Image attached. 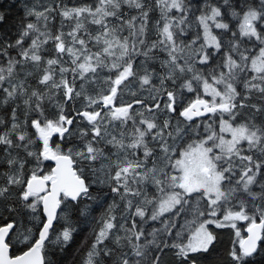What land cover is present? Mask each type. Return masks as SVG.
Listing matches in <instances>:
<instances>
[{
	"label": "snow or ice",
	"instance_id": "obj_1",
	"mask_svg": "<svg viewBox=\"0 0 264 264\" xmlns=\"http://www.w3.org/2000/svg\"><path fill=\"white\" fill-rule=\"evenodd\" d=\"M225 3H228V0H225ZM124 4L140 10L139 28L135 27L136 17H132L129 20L124 19L122 11ZM156 5L161 7V11L165 16L167 11L172 9L180 12L182 14L180 23H183V13L187 10L184 0H156ZM244 7L247 10L243 11L239 35L250 39L254 37L255 40L260 42L262 46L259 47L258 55L249 56L240 53L238 62L233 58L231 52H239V43L236 40H231L229 41V53L225 54L222 62L209 72L208 77L202 76L191 65L193 59L201 65H209L210 60L221 52L222 43L216 35H212L208 22L211 21L216 29L225 31L229 30V24L218 19L221 17V12L217 7L209 8L210 15L205 13L200 16V23L204 27L205 43L195 52L194 57H189L185 60L184 65L177 63L180 59L177 56V52L183 49L177 45L174 32L170 30L171 25L168 22L164 23L161 33L164 39L147 44L145 39L141 38L145 34V25L149 15V9L143 0H98L94 7L65 8L62 10L61 15L65 18L76 19L75 29L68 33L72 43L70 47L66 46L62 32L51 37L47 32H41L37 24L32 22L21 24L19 37L14 43L11 41L0 43V57L6 56L8 58L7 67H0V91L4 93L2 102L8 104L11 100L25 96L24 104L27 106V112L38 114L37 118L31 119L30 124L36 129L38 139L42 141V149L32 151L29 150V146L35 144V141L31 140L24 132L14 135L17 129L20 128V124L17 110L13 108L11 128L0 135V146H3L4 151L7 153L6 163L14 171L7 174L6 184L0 186V201L6 200L11 195L12 187L16 186L19 189L16 200L33 214L32 219L36 221L38 238L32 239L35 233L30 228L19 232L18 229L22 225L13 216L16 209L9 205H4L3 208H0V264H44L41 252L44 249L45 241L49 238L54 221L60 218L61 213L69 207L70 202H79L92 198L90 192L92 185L86 182V178L83 176V169H80L78 174V170L73 168L72 149H69L68 154H64L60 150L59 145H57L55 150L50 146V140L54 134H58L61 139H66L65 134L68 136L73 135L68 126L74 123V119L63 114V110H61L58 119H47L44 117L42 104L40 103L43 99L42 95L37 91H32L29 95L24 89L23 83L18 85L11 83V78L18 65L28 61L34 63L42 61L39 49L42 44L47 43L48 39L55 41V49L58 54L67 53L71 57L73 67L69 69L61 66L60 83H56L53 79L51 67L45 69L40 83L49 87L62 88L67 100H72L80 96L81 93L74 90L72 86L74 79L72 83H69L64 78V73L71 71L74 77L79 76L81 79H85L86 74L95 73L98 67L107 66L106 61L109 58H115L111 67L117 69V75L114 80L109 77L111 83L110 93L103 95L101 98V109L111 106L117 95L118 87L129 77L135 75L133 71L135 57H149L150 52L155 48H162V50L168 52L169 59L165 62V66L172 70L167 76L160 79V88L164 90L168 97V103L165 105L168 110L175 111L173 107L175 96L172 91H167L165 81L172 80L174 83L177 69L182 73L191 72L193 74L192 78L202 83L205 93L211 95V101L197 97L179 115L191 121L194 116H200L203 113L215 114L219 111L221 113L220 134L211 131L206 139L189 144L187 148L179 152V158L173 160L177 150L167 146L164 141V130L168 127V122L165 121L163 127L158 128L151 121L141 120L140 123L146 124V128L144 130L136 128L135 131L138 136H134L128 144L123 142V138L117 141L113 137L111 141H108L113 146H118L125 153V158L122 161L118 160L115 164L116 170L114 174L111 169L105 173L108 186L111 192L119 196L122 201H127L126 207L129 210L133 207V201L129 197H142L141 203L143 205L152 206L150 219L153 221L165 213H173L174 216H178L184 210V205L189 204L191 199H195L197 203L205 201L207 205L203 211L197 208L198 215L204 216L207 213L208 216L215 217L220 207L219 202L222 199L228 201L232 194L237 191L235 188L223 191L221 184L224 181L231 182V174L233 173L232 157L239 156L242 162L247 161L248 163L244 165L242 175L237 183L242 184L241 190L251 196L253 202L259 198L262 203L261 205L252 204V209L260 216L259 224H257L254 217L248 215L246 211L247 205L243 200L239 203V210L229 209L224 215V220L251 221L247 229L249 233L247 239L240 240L239 249H233L230 252V256L235 264H245L246 258L252 257L258 251L260 242L264 241V183L260 184V194L253 193L250 186L258 183L257 177L262 175L264 162H253L251 156H240L241 148L239 145L242 141H247L249 148L264 144V129L255 128L254 126L249 127L248 125L234 127L229 121L223 119V114L227 113L230 119L234 120L237 114L234 110L245 106L242 102L239 104L234 102L236 97L240 95L235 87L237 81L242 80L245 89L249 91L256 89L264 94V0H260L259 7L247 5ZM45 11L50 13L52 9H45ZM85 13L91 17V23L99 26V31L94 36L86 32L87 39L77 34L83 26L79 17ZM26 15L36 16L37 20L42 18L45 24L48 20V16L44 12H37L34 9H29ZM233 15L239 16L240 13L233 12ZM3 20L4 16L0 15V22ZM125 26L134 29V31L130 32V36L133 38L131 43L129 38L120 36L121 30ZM33 34H36L35 38L25 48V38ZM237 36L236 32L232 33L233 38ZM41 37H44V39H41ZM93 42L98 46V50L95 52L89 48V44ZM195 43L196 41H192V44ZM188 46L185 44L183 47ZM12 48L18 49L17 55L20 59H15L9 54V49ZM208 48H212L214 51L209 52L207 51ZM117 52L119 53L118 55ZM59 62L58 58L47 60L49 66L57 65ZM217 69H219V72H217ZM249 71L254 73L250 78L241 75ZM141 79L144 85H148L151 82L147 69H145V75ZM5 82H8L10 86L4 87ZM184 86L189 91H193L191 81ZM218 86H222V88ZM217 98H219V101H217ZM244 98L246 99V97ZM138 103L143 104V101H138ZM93 104L99 105L101 101L89 98L87 107L91 108ZM131 107L132 105L115 107L114 110L109 107L111 118L120 120L122 124L125 123L127 119L131 118L129 115ZM153 107L159 109L160 103H155ZM148 110L152 111L151 108ZM77 115L84 117L91 125L93 141L96 138H103L100 124L104 117L101 115V111L92 108L91 111H78ZM3 123L4 121L0 120V124ZM153 129H156L154 133ZM223 133L230 134L231 139H225L224 135H222ZM87 134V132H81L82 137ZM146 135H151L153 140L159 139L162 142L163 159L167 161L163 168H157L155 160H153L151 169L147 167V159L153 153L145 142ZM168 135L171 134L169 133ZM93 141L87 143L85 151L76 153L81 160L96 161L103 156V152L94 147ZM17 148H24L27 156L35 160V167L31 170L30 178H24V169L27 161L12 156V150ZM137 149H143L144 159H140L136 155ZM216 149L219 151H215ZM129 150H131L130 157ZM262 152H264V149H262ZM44 161H55V167L47 174H43V168L41 167ZM90 167L93 173L97 171L94 165H90ZM226 173L229 175H226ZM149 179L156 188V193L152 196H149L146 190V184ZM100 182L97 181V183ZM62 204L64 208H61ZM177 206H179L178 209ZM115 207V202H113L108 208V213H112ZM174 209H176L175 212L173 211ZM5 211L8 213V217L4 216ZM41 212L43 218H41ZM137 216L144 220L146 207L136 205L135 212L130 217H122L126 222L129 218L131 219V226L128 228H125L124 224L118 226L115 215H108L106 219H103V227L96 235L92 250L88 253L87 264H99L95 257L113 255V250L105 244V241L110 238V234L114 236L115 243L118 246L121 239H125L133 249V258L130 259L127 253H122L118 264H161V254L167 248L177 249L176 255L182 261H191V264H195V260L191 258L190 254L206 252L214 240L213 235L205 228V224L215 221L206 220L195 230L187 244H169L163 236H158V233L163 232L168 236L172 235L171 228L175 227V224L170 221H162L164 228L162 230L154 229L149 234L152 239L145 240L141 244L139 241L145 233L143 229L137 228L135 220ZM216 223L218 227L221 226L219 222ZM232 226L235 227L234 224ZM114 229H122L127 235L121 238L115 235ZM179 235L177 233V236ZM61 236L63 242L70 241L72 238L71 229L65 228ZM61 236L57 237L58 241ZM14 241L28 244V251L14 258L10 257L8 253Z\"/></svg>",
	"mask_w": 264,
	"mask_h": 264
},
{
	"label": "trees",
	"instance_id": "obj_2",
	"mask_svg": "<svg viewBox=\"0 0 264 264\" xmlns=\"http://www.w3.org/2000/svg\"><path fill=\"white\" fill-rule=\"evenodd\" d=\"M146 7L149 9L148 19L145 25V39L147 44L157 42L164 39L161 35L163 25L168 22L171 27L170 30L174 32V38L177 45L183 50L177 52V56L180 59L177 61L180 65L185 64V60L189 57H194L195 52L199 50L200 46L205 43L204 27L200 23V16L207 13L210 15L209 8L217 7L220 9L222 20L229 24V30L216 29L212 22L209 21V25L212 26V30L217 38L222 43L221 52L216 54L209 65H201L195 59L192 61V67L204 77H208L209 72L216 65L220 64L224 59V55L229 53V41L236 40L239 43V52L232 51L231 55L238 62L240 60V53L245 55L255 56L259 53L260 42L255 38H248L239 35V26L242 23L243 11H246L247 6L259 7L260 0H184L186 11L183 13V23H180L181 13L172 9L167 11L166 16L161 11V7L156 5V0H143ZM98 3V0H0V15L4 16V20L0 22V43L8 41L15 42L19 37L21 24L32 22L37 24L41 32H47L49 36L54 37L61 32L64 34V40L66 46H72L71 38L68 36L69 32L75 29L76 19L65 18L61 15L62 10L65 8H81V7H94ZM29 9H34L37 12H44L48 16L47 23L41 18L37 20L36 16L26 15ZM45 9H52V11L46 12ZM124 13V19L129 20L132 17H136L135 27H140V10L134 7H130L128 4L122 6ZM233 12L240 13L239 16L233 15ZM87 17V19H85ZM82 22V28L78 31V35L87 39V33L96 35L99 31V26L91 23V17L87 16V13L79 17ZM111 19V18H109ZM183 29V31H181ZM86 30V31H85ZM134 29H130L125 26L121 32V37L129 38V42L133 39L130 36V32ZM236 32L238 36L232 37V33ZM36 34L25 38L24 47L27 48L31 44V40L35 38ZM199 37V39H197ZM44 39V37H41ZM192 41H196L192 44ZM185 44L188 47H183ZM78 47V46H77ZM91 51L98 50V46L95 43L89 44ZM247 49V51H245ZM207 51L213 52L214 49L208 48ZM18 49H9V54L15 58L20 59L17 55ZM39 54L42 57V61L34 63L31 61L25 62L22 65H18L11 78L13 85L23 83L24 89L27 94L30 95L32 91H37L43 97L40 101L43 108L44 117L50 120L58 119L63 110V114L69 118L74 119V123L69 127L73 135L68 136L65 134L66 139H61L58 134H54L50 140V146L53 150L59 145L60 150L64 154H68L69 149H72V159L76 170L83 169V176L86 178V182L92 186L90 192L91 199H84L79 202H70L69 207L61 213L60 218L56 221L54 228L50 231L49 239L45 243L43 249V255L45 258V264H87L88 253L92 250V245L95 242V237L103 227L102 220L106 219L108 215L116 216V223L119 226L124 224L125 228L131 226V219L127 222L122 217H130L135 212V206L140 205L146 207V217L141 220L138 216L135 217L137 222V228L143 229L145 235L141 237L139 243H144L145 240H151L152 236L149 235L154 229L162 230L164 224L162 221H170L175 224V227L171 228L172 235L168 236L163 232L158 233V236H163L169 244H187L191 235L206 220L215 219L218 222H228L230 220H224V215L229 209L239 210V203L241 200L247 205L246 211L249 216L256 219V222L260 221V216L252 209V204L261 205V200L258 198L253 202L252 197L243 192L242 184H238L244 165L247 161H241L239 156L232 157L233 173L231 174V182H223V191H227L229 188H235V191L228 201L223 199L219 202L217 215L215 217L208 216L207 213L204 216L198 215L197 208L203 211L207 205L205 201H197L191 199L189 204L184 205V210L180 212L178 216H174L173 213H168L163 217L153 221L150 219L152 213L151 205H143L141 203L142 197H129L133 201V207L129 210L126 205L127 201H122L119 196L111 192L108 186V181L105 173L111 169V172H115V164L118 160L125 158V153L119 149L118 146H113L111 141L113 137L117 141L123 138V142L128 144L134 136H138L135 131L136 128L144 130L146 124H141V120H147L155 123L157 127H163L164 122H168V127L164 130V141L167 146L175 148L177 150L173 160L179 158V152L187 148L189 144L197 142L206 137L212 131H217L216 120L213 118L215 115H211L205 118H196L194 120H187L180 116L179 113L194 102L197 97H206L205 90L202 83L197 82L192 78L191 72H180L178 69L175 72V82L172 80L165 81V88L167 91H172L175 96V103L173 107L175 111L168 110L165 105L168 103V97L164 93V90L160 88V79L167 76L171 72V68L165 66V62L169 59L168 52L162 50V48H155L149 54V57L137 56L134 59L133 71L134 76L125 80L117 89V95L114 98L113 104L110 108L114 110L115 107H126L132 105L129 109L130 119H127L125 123H121L120 120H113L111 118V112L108 107L101 109L102 96L110 93L111 79H115L117 75V69L111 67L115 58H109L105 67H98L95 73L86 74L85 79H81L79 76H75L69 71L64 73V78L72 83L74 79V90L80 92L81 95L75 97L72 100H67L64 96V90L62 88L49 87L40 83L42 75L45 73V69L51 67L53 79L56 83L61 81V66L65 68H72L71 57L67 54H58L55 49V41L48 39L47 43L41 45ZM119 53L117 52V55ZM59 59L57 65L49 66L47 64L48 59ZM7 57H0V67H7ZM94 64V61H93ZM250 67V64H249ZM145 69L150 77V83L148 85L142 84V77L145 75ZM225 71H227L225 69ZM219 72V69H217ZM6 75V73H5ZM250 78L254 73L251 71L246 74H241ZM189 81L192 83L193 91H189L186 85ZM211 82V81H210ZM258 83V81H257ZM240 95H238L237 102H242L245 106L243 108H237L235 119H230L229 115L224 114L225 120L233 123L234 126L248 125L255 128L264 129V94L260 93L256 89L251 91L245 89L244 84L241 81H237ZM9 83L5 82L4 87H9ZM155 97V99H153ZM246 97V99L244 98ZM4 93L0 91V120L4 123L0 124V135L11 128V114L12 109L16 108L18 122L20 128L17 129L16 134L24 132L31 140L35 141V144L29 146V150L36 151L42 149V141L38 139V133L36 129L31 126V119L37 118V113L27 112V106L24 104L25 96H20L14 100L9 101L8 104H4ZM89 98L92 100H100L101 104H93L91 108H88ZM35 99V98H33ZM143 101V104L138 103ZM160 103V108L155 109L153 106L155 103ZM95 108L97 111H101V115L104 117L102 120L101 136L103 138H96L93 141V133L91 131V125L88 121L78 116L77 112H83L84 110L91 111ZM151 108L152 111L148 109ZM237 120V121H236ZM106 129V133H105ZM153 133L156 129L152 130ZM81 132H87L86 136H81ZM171 135H168V134ZM14 138V137H13ZM89 141H93L94 147L103 152L96 161L81 160L76 153L86 150V145ZM145 142L149 149L152 150L153 155L147 159V167L152 168L153 160L156 161L157 168H163L167 163L163 159L164 153L162 151V142L159 139L153 140L151 135L145 136ZM240 156H251L253 162H264V144H258L255 147L249 148L248 145L241 146ZM136 155L140 159H144L143 149H137ZM12 156L18 157L21 160H26L24 169V178H30L31 170L35 167V160L32 157H28L24 148H17L12 150ZM131 156V150H129V157ZM7 153L4 151L3 146H0V186L6 184L7 174L14 171L6 163ZM107 157V158H105ZM90 165H94L97 170L93 173ZM43 174H47L53 168V163L50 161H44L42 166ZM226 175H229L226 173ZM97 181H101L97 183ZM258 183L250 186L253 193L260 194V184L264 183V169H262V175L257 177ZM146 190L149 196L156 193V188L150 181L146 184ZM19 189L13 186L11 189V195L4 201H0V208L4 205H9L16 209L13 216L20 221L22 227L18 229L19 232H23L26 228L32 229L35 235L32 239L38 238V232L36 227V221L32 219V213L30 210L23 207L16 200ZM115 202L116 207L112 213H108V208ZM64 208V205H61ZM179 206H177V209ZM174 212L176 209L173 210ZM4 216L8 217V213L5 211ZM41 218L42 212H41ZM235 227L232 225L217 226L214 224H205L208 226L210 233L214 236V241L206 252H198L190 254L191 258L195 260V264H235L230 256V252L233 249H239L240 240L244 239L246 229L249 227L250 220H237ZM65 228L71 229V240L63 242L61 233ZM115 235L121 238L125 237L127 233L120 229H114ZM177 233L180 235L177 236ZM239 233V235H237ZM61 236L58 241L57 237ZM135 242V241H133ZM108 248L113 250L112 256H99L95 257V260L99 264H118V260L122 253H127L130 259L133 258V249L131 245L127 243L125 239H121L120 245L115 243V238L110 234V238L105 241ZM12 248V256H16L18 253L28 250V244L14 241ZM177 249L167 248L164 253L161 254V264H191V261L184 262L179 256L176 255ZM245 264H264V241H261L258 251L249 258H246Z\"/></svg>",
	"mask_w": 264,
	"mask_h": 264
},
{
	"label": "flooded vegetation",
	"instance_id": "obj_3",
	"mask_svg": "<svg viewBox=\"0 0 264 264\" xmlns=\"http://www.w3.org/2000/svg\"><path fill=\"white\" fill-rule=\"evenodd\" d=\"M218 87H221L222 88V86H218ZM235 87H236V90H237V92L239 93V89H238V84L236 83L235 84ZM237 98H238V96L236 97V99H235V101L234 102H237ZM224 114H227V113H224ZM223 114V115H224ZM228 115V114H227ZM220 119H221V113L218 111L217 112V114H216V117H215V120H216V125H217V133L218 134H220L219 133V129H220ZM223 119H224V117H223ZM237 121V120H236ZM232 125H234L233 123H231ZM222 135H224V137H225V139H231V135L230 134H228V133H223ZM244 145H248V143H247V141H242L241 142V144L239 145V147H241V146H244ZM216 151L218 152L219 150L218 149H216ZM53 167H54V165H53ZM12 249V248H11ZM24 252V251H23ZM22 253V252H21ZM21 253H18V254H16V256L17 255H19V254H21ZM42 254H43V250H42ZM11 255H12V252H11ZM15 256V255H14ZM14 256H12V257H14ZM44 256V255H43ZM45 259V258H44Z\"/></svg>",
	"mask_w": 264,
	"mask_h": 264
},
{
	"label": "rangeland",
	"instance_id": "obj_4",
	"mask_svg": "<svg viewBox=\"0 0 264 264\" xmlns=\"http://www.w3.org/2000/svg\"><path fill=\"white\" fill-rule=\"evenodd\" d=\"M210 29H211V33H212V35H215L214 34V32H213V30H212V26H210ZM206 94V93H205ZM205 96H207L208 97V101H211V99H212V97H211V95L210 94H206ZM217 101H219V98H217ZM214 119V118H213ZM234 126V125H233ZM235 127V126H234ZM212 131V130H211ZM216 151V150H215ZM221 189L223 190V182H222V184H221ZM166 214H168V213H165L164 215H166ZM163 215V216H164ZM163 216H161V217H163ZM161 217H159V218H161ZM158 218V219H159ZM212 221H215V222H212V223H207V224H214V225H217V223L216 222H218V220H215L214 218L213 219H211ZM239 221H241V220H239ZM237 220H230V221H228V222H219V224L221 225V226H224V225H236L237 224ZM250 225V224H249ZM205 228L207 229V231L208 232H210L209 231V229H208V226L207 225H205ZM192 236V235H191ZM214 237V236H213ZM214 241V240H213ZM212 244V243H211ZM209 247H210V245H209ZM208 247V248H209Z\"/></svg>",
	"mask_w": 264,
	"mask_h": 264
},
{
	"label": "water",
	"instance_id": "obj_5",
	"mask_svg": "<svg viewBox=\"0 0 264 264\" xmlns=\"http://www.w3.org/2000/svg\"><path fill=\"white\" fill-rule=\"evenodd\" d=\"M212 114H213V113H203V114L200 115V116H194L193 119H196V118H199V117L208 116V115H212ZM193 119H192V120H193ZM52 162L55 164V161H52ZM54 167H55V165H54ZM73 168H74V164H73ZM74 169H75V168H74ZM75 170H76V169H75ZM55 224H56V221H54L53 228H54ZM257 224H259V222H257ZM53 228H52V229H53ZM52 229H51V230H52ZM51 230H50V231H51ZM49 235H50V233H49ZM248 235H249V233H248V231L246 230V236H245L244 239H247V236H248ZM48 239H49V238H48ZM48 239L45 241V243L48 241ZM260 243H261V242H260ZM26 251H28V250H26ZM8 254H9L10 257H12V256H11V247H10V249H9V253H8ZM22 254H23V253H22ZM22 254H20V255H22ZM41 255H42V257H43V261H44V264H45V259H44V256H43L42 252H41ZM13 258H14V257H13Z\"/></svg>",
	"mask_w": 264,
	"mask_h": 264
}]
</instances>
